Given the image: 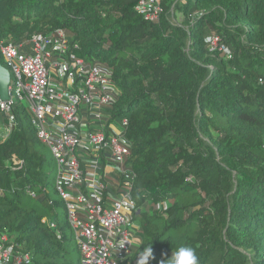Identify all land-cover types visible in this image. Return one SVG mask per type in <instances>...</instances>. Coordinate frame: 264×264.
Masks as SVG:
<instances>
[{
  "label": "trees",
  "instance_id": "16d2710c",
  "mask_svg": "<svg viewBox=\"0 0 264 264\" xmlns=\"http://www.w3.org/2000/svg\"><path fill=\"white\" fill-rule=\"evenodd\" d=\"M139 1L0 0V41L62 29L78 58L111 71L107 112L128 121L124 168L138 211L131 264L150 245L148 264L180 245L199 264H264V0H161L155 23L135 11ZM13 112L16 127L0 140V235L29 264H81L50 195L54 160L25 110Z\"/></svg>",
  "mask_w": 264,
  "mask_h": 264
},
{
  "label": "built area",
  "instance_id": "2783aa9c",
  "mask_svg": "<svg viewBox=\"0 0 264 264\" xmlns=\"http://www.w3.org/2000/svg\"><path fill=\"white\" fill-rule=\"evenodd\" d=\"M135 11L147 22H158L161 0H141ZM209 46L223 51L226 59L231 57L219 46V38L212 37ZM78 50L62 29L29 42L0 41V57L10 73L9 99H0V114L9 134L17 123L13 108L22 107L36 138L49 149L55 163V192L81 264H131L138 225L130 175L124 168L130 155L128 121H109L107 109L117 96L111 71L78 58ZM112 174L123 179L118 178V194L109 193L104 200ZM29 262L6 233L0 235V264Z\"/></svg>",
  "mask_w": 264,
  "mask_h": 264
},
{
  "label": "clouds",
  "instance_id": "9594fccd",
  "mask_svg": "<svg viewBox=\"0 0 264 264\" xmlns=\"http://www.w3.org/2000/svg\"><path fill=\"white\" fill-rule=\"evenodd\" d=\"M138 213V211H137ZM153 258L151 245L143 249L138 255L137 264H148V261ZM160 264H199V258L195 250L191 246H177L171 255L160 261Z\"/></svg>",
  "mask_w": 264,
  "mask_h": 264
},
{
  "label": "rangeland",
  "instance_id": "374dc122",
  "mask_svg": "<svg viewBox=\"0 0 264 264\" xmlns=\"http://www.w3.org/2000/svg\"><path fill=\"white\" fill-rule=\"evenodd\" d=\"M181 21H182V16L179 15V14H176V15L171 19V22H172L173 24H180ZM7 135H8V129H7L6 125H5L4 122H3V117H0V140L5 139ZM46 148H47V147H46ZM47 150H48V154H49V156H51L50 151H49L48 148H47ZM118 181H119V179L117 178V176H115L114 174H112V176H111V180H110V185H109V188H108V191H109V193H110L111 195H116V194H118V193H116V192H117V182H118ZM53 189L55 190V188H54V184L51 186L50 195H51L52 198L58 199V196H57L56 192H55V194L52 192ZM62 213H63L64 216H65V213H64L63 210H62ZM137 241H138L137 238H136V239H133V242H134L133 245H134V246L137 244ZM132 250H133V249H132Z\"/></svg>",
  "mask_w": 264,
  "mask_h": 264
},
{
  "label": "water",
  "instance_id": "95a60500",
  "mask_svg": "<svg viewBox=\"0 0 264 264\" xmlns=\"http://www.w3.org/2000/svg\"><path fill=\"white\" fill-rule=\"evenodd\" d=\"M10 83V73L2 65L0 61V99L6 101L9 99L8 96V86Z\"/></svg>",
  "mask_w": 264,
  "mask_h": 264
}]
</instances>
